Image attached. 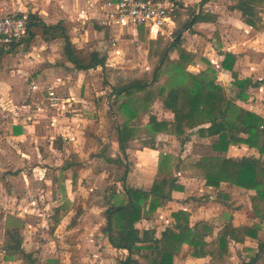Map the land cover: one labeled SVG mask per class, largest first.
I'll return each mask as SVG.
<instances>
[{
  "label": "rangeland",
  "instance_id": "1",
  "mask_svg": "<svg viewBox=\"0 0 264 264\" xmlns=\"http://www.w3.org/2000/svg\"><path fill=\"white\" fill-rule=\"evenodd\" d=\"M13 1L20 7L21 0ZM83 19L71 36L77 57L89 64L98 52L107 57L105 69L77 71L60 49L65 42L54 44L57 62L50 67L24 66L16 50L10 58L0 56V264H100L105 256L108 264L112 259L103 214L129 165L128 158H119L122 165L116 158L118 129L128 120L119 110L123 96L117 100L112 87L151 79L166 41L152 45L126 31L114 36ZM44 73L51 78L38 82ZM171 81L166 74L159 85ZM145 118L130 122L137 131L128 144L131 151L158 148ZM24 120L25 138L15 139L20 134L14 124ZM189 150L205 153L198 144ZM110 155L118 161L111 162Z\"/></svg>",
  "mask_w": 264,
  "mask_h": 264
},
{
  "label": "crops",
  "instance_id": "2",
  "mask_svg": "<svg viewBox=\"0 0 264 264\" xmlns=\"http://www.w3.org/2000/svg\"><path fill=\"white\" fill-rule=\"evenodd\" d=\"M106 1L118 2L119 0H30L29 2L21 0L20 7L13 0H0V15L28 10L32 16L38 19L31 27L29 37L23 43L10 50L0 49V56L5 59L10 58L11 53L16 50L18 59L22 60L24 66L33 68L45 65L54 66L57 62L55 58L57 48L54 44L64 41L62 38L53 39L46 36L40 24L51 26L62 23L73 44L71 36L78 31L74 27L85 24L83 18L96 23L93 25L99 26L100 30L117 36L118 32L102 27L99 22L102 17L101 7ZM176 1L179 4V10L176 13L174 25L169 29L160 33L154 30L146 31L144 28L139 30L141 37H147L152 45L159 44L162 40L166 41V47L161 55L155 56L157 64H160L165 50H168V57L171 60H177L179 57L175 46L180 45L185 51L195 55V60L187 68L189 72L196 75L206 73L214 77L216 83L225 89L227 96L233 99L239 107L264 118V4L257 6L256 21L259 26L263 27L258 30L245 23L243 13L238 8L239 3L236 1ZM11 3L12 6H10ZM126 33L128 32L126 31ZM27 47L29 48L27 49ZM64 48L65 45H62L60 49L65 55ZM62 55L57 56L63 59ZM227 56H232L234 59L232 71L224 67ZM67 62H69L68 59ZM228 64L231 65V62L229 61ZM37 77L39 78L38 82L51 78L45 73ZM9 79V82L17 80ZM237 81L240 83L250 81L251 84L245 88L239 87ZM31 88L36 89L35 83L31 85ZM23 91L25 90L23 89ZM139 115L146 117L145 123L148 127L151 116H155L159 121L171 122L174 120L173 113L165 108L162 100H158L149 112H141ZM25 121L23 124H14L13 130L20 134L14 137L15 139L25 138V134H23ZM52 126L55 125L52 124ZM209 127L210 125L207 124L189 131L188 140L166 134L153 135L158 148L145 146L141 150L133 151L128 148L129 165L127 167L129 173L126 178L128 187L150 191L158 171L159 161L164 155L171 157L170 173L177 179V184L181 187L180 191H173L172 199L165 202L151 219L143 220L137 227L141 232L153 231L155 238L161 239L167 228L175 229L177 225L173 214L184 212L189 215L190 227L200 234L203 243L209 245L218 243L219 233L227 225L258 227L257 238L247 237L244 243L230 240L228 263L264 264V250L260 251V245H264V218H259L254 213L251 198L255 196V191L227 183L221 184L219 188L208 186L206 181L201 179L200 171L195 166L197 162L207 156H224L233 160L254 157L263 161L264 157L257 150L244 144L231 145L227 152L215 151L214 145L218 142V138H205L199 133L200 129ZM116 144L119 148L118 139ZM129 144L131 145V143ZM197 144L205 153L191 155L189 148L192 149ZM123 157V154L119 152V157L116 158L124 160ZM110 158L115 159L111 155ZM72 185H76L74 180L71 184V189L74 191L75 187ZM112 191H116L122 196L125 195L121 179L117 181L116 187ZM59 208L62 207L56 209ZM106 208L105 205V210ZM103 219L105 221L104 214ZM103 236L112 256L113 254L120 256L117 259L111 256L112 259L108 264H116L119 259L128 256L126 250L113 248L107 237ZM105 257L100 264H104ZM211 261L212 257L208 251L204 255L195 256L194 248L184 244L176 255L174 264H211Z\"/></svg>",
  "mask_w": 264,
  "mask_h": 264
},
{
  "label": "trees",
  "instance_id": "3",
  "mask_svg": "<svg viewBox=\"0 0 264 264\" xmlns=\"http://www.w3.org/2000/svg\"><path fill=\"white\" fill-rule=\"evenodd\" d=\"M239 3L244 21L248 25L261 30L256 21L257 6L264 0H233ZM37 18L32 16L31 27ZM40 24V23H39ZM46 36L53 39L62 38L65 42V56L77 71L107 67V59L99 53H93L89 64L83 63L76 55L73 43L62 23L47 26L40 24ZM178 59L171 60L168 50L163 52L160 64L154 69L151 79L138 78L112 87V94L118 100L119 110L127 118L117 134L119 150L128 157V144L136 134V128L130 122L139 113L149 112L158 100H162L165 108L174 115V120L159 121L150 117L149 128L154 136L171 135L188 140V133L200 126L209 124L208 129H200L205 138L217 137L214 150L227 152L231 145L244 144L255 149L264 157V118L239 107L229 98L225 89L216 83V79L206 73L193 74L187 70L195 60V55L188 53L180 45L175 46ZM231 62V65L228 62ZM234 59L227 56L225 69L233 70ZM169 74L171 85L161 86L162 78ZM250 81L238 82L239 87L250 85ZM125 98V99H124ZM116 163L118 160L110 159ZM114 160V161H113ZM119 164L121 161L119 160ZM171 157L164 155L158 165V171L150 191L128 187L126 178L129 168L126 166L121 182L124 194L112 191L106 199L103 234L111 246L117 250H126L128 256L119 259L116 264H174L176 255L184 244L194 248V255L200 256L209 252L211 264H229L230 240L244 243L247 237L257 238L258 227H234L227 225L218 237V243L205 244L200 234L189 225V215L184 212L173 214L177 225L175 229L167 228L161 239L155 238L150 230H141L137 225L145 219H151L162 205L172 199L173 191H180L177 179L170 173ZM200 171L201 179L211 187L219 188L227 183L246 190L255 191L251 198L254 213L264 218V161L254 157L233 160L224 156H207L195 164ZM64 188V187H63ZM264 245H260V251Z\"/></svg>",
  "mask_w": 264,
  "mask_h": 264
},
{
  "label": "built area",
  "instance_id": "4",
  "mask_svg": "<svg viewBox=\"0 0 264 264\" xmlns=\"http://www.w3.org/2000/svg\"><path fill=\"white\" fill-rule=\"evenodd\" d=\"M178 10L176 0L106 1L99 22L116 32L127 31L130 36L139 35L141 28L160 33L174 25ZM31 23L32 14L28 10L0 15V49L10 50L23 43L29 37Z\"/></svg>",
  "mask_w": 264,
  "mask_h": 264
}]
</instances>
